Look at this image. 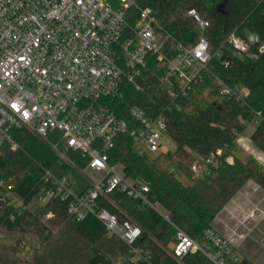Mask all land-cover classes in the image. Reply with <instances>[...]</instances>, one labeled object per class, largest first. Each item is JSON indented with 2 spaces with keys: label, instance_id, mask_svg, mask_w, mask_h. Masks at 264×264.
I'll list each match as a JSON object with an SVG mask.
<instances>
[{
  "label": "built area",
  "instance_id": "1",
  "mask_svg": "<svg viewBox=\"0 0 264 264\" xmlns=\"http://www.w3.org/2000/svg\"><path fill=\"white\" fill-rule=\"evenodd\" d=\"M188 13L205 28L207 22L195 8ZM227 44L237 57L255 56L251 52L254 45L264 51V42L253 32L246 36L232 32ZM212 57L205 37L194 46H187L160 23L151 8L141 6L137 0H121L118 8L108 0H0V158L8 150L20 147L14 136L18 129H28L44 139L61 164L77 167L74 153H79L86 159L81 173L90 182L88 189L78 193L70 172L58 175L43 167L49 185L40 191L42 201L54 197L68 199L70 217L83 219L93 214L112 233L132 244L140 226L98 207L97 199L118 189L160 210L150 200L149 183L126 176L123 164L112 162V151L118 137L129 134L139 155L163 152L160 148L168 136L166 108L152 114L130 105L129 122L111 104L124 96L125 83L144 90L140 79L150 74L153 61L159 67L166 65L162 81L173 102L196 93L210 71ZM230 62L225 59L224 65L229 66ZM211 74L221 94L246 104V86L231 85ZM261 121V111H255L250 122L258 125ZM222 157L223 149L219 148L207 157H197L190 170L194 177L205 178L221 166ZM225 159L232 162L233 153ZM88 169L95 170L100 177H90ZM171 170L177 171L175 166ZM255 183L254 190L261 189ZM12 186L0 178V187L8 189L11 201L23 205L24 201L10 190ZM4 202L5 198H0V205ZM225 210L233 213L228 206L222 213ZM257 211L264 217V209L259 205L240 214H245L247 220L256 217ZM217 220L225 224L228 219L220 213L214 225L205 229L202 242L174 224V254L182 257L201 251L216 264L240 261L237 245L217 228ZM133 252L142 256L136 247ZM23 256L28 259L31 250L25 248ZM134 259L135 256L127 258Z\"/></svg>",
  "mask_w": 264,
  "mask_h": 264
},
{
  "label": "trees",
  "instance_id": "2",
  "mask_svg": "<svg viewBox=\"0 0 264 264\" xmlns=\"http://www.w3.org/2000/svg\"><path fill=\"white\" fill-rule=\"evenodd\" d=\"M137 1L151 8L160 23L187 46L192 47L205 37L213 55L210 71L231 85L246 86V104L221 94L210 71L197 87L203 91L210 86L207 94L190 93L173 102L162 81L166 65L159 67L154 61L150 74L140 79L143 91L125 83L124 96L111 104L116 113L131 122L130 105L152 114L166 108L168 136L176 144L174 151L148 156L136 152L129 134L120 135L116 141L112 162H121L129 178L148 182L150 200L160 208L130 198L118 189L97 199L98 207L140 226L132 244L112 233L93 214L83 219L70 217L68 199L42 201L40 191L49 185L43 167L58 175L70 172L76 180L75 190L81 193L90 186L81 173L86 159L76 152L77 167L61 164L56 152L36 133L15 130L20 147L8 150L0 158V178L13 185L10 190L24 204L17 206L8 196V189L0 187V198H5L0 205V264H216L201 251L176 256L174 224L202 242L205 229L214 225L217 216L249 180L264 190L263 163L254 158L244 161L236 155L232 162L225 159L235 150L238 136L246 130L255 111H261L262 121L251 139L264 152V51L254 45L251 52L255 56L237 57L227 44L232 32L242 36L257 33L264 42V0ZM190 8H195L207 22L205 28L189 15ZM225 59H230L229 66L224 65ZM219 148L223 149V163L212 174L189 183L180 179L197 157H207ZM173 166L176 172L171 170ZM135 247L142 256L133 252ZM25 248L31 250L28 259L23 256ZM131 256L135 259L127 260ZM236 264L254 263L245 258Z\"/></svg>",
  "mask_w": 264,
  "mask_h": 264
},
{
  "label": "rangeland",
  "instance_id": "3",
  "mask_svg": "<svg viewBox=\"0 0 264 264\" xmlns=\"http://www.w3.org/2000/svg\"><path fill=\"white\" fill-rule=\"evenodd\" d=\"M108 3L114 8H118L121 4V0H108ZM209 89L210 86L206 87L203 91H199L198 89L195 94L200 96L205 95L208 93ZM247 127L248 128L238 136L235 146L236 153L239 157L245 159V161L249 158L255 159L259 152L262 153L261 149L256 146L250 137L251 128H255L256 124L254 122H249ZM175 149V142L169 136H166L160 151H174ZM87 174L92 178L100 177L99 173L93 169H88ZM187 175L183 174L179 177L185 183H189L193 179H196L190 168H188ZM251 187L252 190L250 191L247 186L244 185L237 195L225 206H228L233 212L232 214L227 213L229 210H225L224 213H222L223 211L221 212V215H224L225 218L228 219L225 224L221 220H217L215 224L223 234L234 240V243L237 245L236 251L239 254L240 260L246 258L254 264H264V217L257 211L256 217L246 220V218H244L245 214H240L242 210L243 212L244 210L249 212L258 205L264 209V206H261L264 199L262 188L254 190L255 186L251 185ZM226 213L229 214V217Z\"/></svg>",
  "mask_w": 264,
  "mask_h": 264
},
{
  "label": "crops",
  "instance_id": "4",
  "mask_svg": "<svg viewBox=\"0 0 264 264\" xmlns=\"http://www.w3.org/2000/svg\"><path fill=\"white\" fill-rule=\"evenodd\" d=\"M248 128V127H247ZM246 128V129H247ZM254 129L255 128H251V131H250V137H251V134H252V132L254 131ZM262 151V150H261ZM233 155H236V156H238V154L236 153V151L234 150V152H233ZM239 157V156H238ZM239 158H241V157H239ZM242 159V158H241ZM250 159V158H249ZM257 161H259V162H261V163H263L264 164V152L262 151V153L261 152H259L258 153V155H257V157L255 158ZM242 160H244L245 161V159H242ZM246 160H248V159H246ZM251 185H254V181L253 180H251V181H248L246 184H245V186H247V188L251 191L252 190V187H251ZM263 190V189H262ZM263 192H264V190H263ZM264 206V199H263V204L261 203V206Z\"/></svg>",
  "mask_w": 264,
  "mask_h": 264
}]
</instances>
